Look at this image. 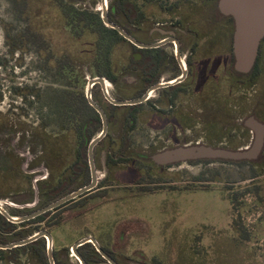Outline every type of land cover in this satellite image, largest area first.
<instances>
[{
	"label": "rangeland",
	"instance_id": "374dc122",
	"mask_svg": "<svg viewBox=\"0 0 264 264\" xmlns=\"http://www.w3.org/2000/svg\"><path fill=\"white\" fill-rule=\"evenodd\" d=\"M68 1L76 9L102 17V0ZM30 2L31 26L42 30L48 45L32 42V37L25 34L29 21L21 18L12 0H0V201L14 208L33 210L49 199L44 184L56 185L69 179L71 171L66 166L75 159L71 154L59 170H52L36 129L44 126L55 136L64 133L55 99L67 89L86 92L93 73L97 35L88 32L80 36L78 28H64L61 12L49 0ZM23 36L24 43L20 45ZM14 46L21 49L16 51ZM131 51L126 42L114 45L110 51L113 65L123 71ZM50 55L52 61L48 60ZM63 56H68L74 68L66 75L60 74L56 65V60ZM215 61L209 75L217 74L230 81L233 57L228 55ZM133 79L136 73L124 72L121 80L124 90L132 87L129 81ZM25 87L39 91L41 99L21 104L18 89ZM225 88L231 98L232 89L228 85ZM256 90L257 94L247 89L241 92L249 102L247 114L252 111L264 121V73ZM129 91L132 92H125L124 98L136 94ZM200 98V95L192 98L196 121L193 128L178 135L177 142L168 141L162 133L140 123L129 139V147L124 149V156H131L133 161L111 170L105 164L107 152L117 154L109 146L111 139L99 148L97 176L114 187L102 196H90L82 206L62 211L59 226L39 225L40 230L51 233L60 259L79 264L72 253L73 245L85 237H93L122 264H264V159L256 166L259 170L256 177L248 164L182 163L159 168L150 160L158 148H173L177 144L201 142L229 147L226 143L229 137L222 138L224 144L206 139L204 122L208 113ZM127 111L119 114L125 116ZM245 114L234 113L230 118L232 125L240 127ZM24 129L28 132L20 131ZM126 130L124 121V133ZM237 140L243 142L239 137ZM148 170L155 174L154 179L140 181L138 177ZM137 182H155L162 187L144 193ZM81 183L82 178L68 183L65 195L76 191ZM234 194H240L238 201L232 200ZM32 228L35 227L29 229ZM18 260L20 264H44L30 252H21ZM0 264H4L1 259Z\"/></svg>",
	"mask_w": 264,
	"mask_h": 264
},
{
	"label": "flooded vegetation",
	"instance_id": "af4514ba",
	"mask_svg": "<svg viewBox=\"0 0 264 264\" xmlns=\"http://www.w3.org/2000/svg\"><path fill=\"white\" fill-rule=\"evenodd\" d=\"M170 1L171 0H165L164 2H162V0H124V27L126 28L124 30L139 43L146 46L153 45L154 47H138L125 38L126 41L124 42L130 44L132 51L123 71L117 66L113 67L112 71L114 77L116 78L115 81L107 75H99L100 68H97L95 65L92 66L93 73L91 74L89 81L96 78H103L105 80L106 91L114 100L142 98L147 95L152 88H155L143 103L134 105L139 106L137 110L139 124H147L149 128H153L154 131L156 130L158 133H162L164 137H167L168 141L175 140L174 142L179 141L177 137L178 135H181L182 132L193 128V124L196 121L192 112V98L194 95H200L201 101L205 102L204 111L208 113V117L204 122L206 126V139L210 140V138L215 139L216 137H222L224 139L225 137H223V133L225 128L221 104L223 103L227 79H222L217 74L209 75V68H215L214 64L216 59L226 57L228 55L232 56L234 54V36L236 32L235 19L232 16L225 15L221 12L219 8V0ZM110 5L111 0L108 4L109 20L111 17ZM132 10L136 11V20L134 21L130 18ZM110 21L118 25L113 20ZM263 42L264 38L260 43L258 57L256 60L257 64L259 59L262 58V62L260 61V79L264 73ZM134 47L138 50L136 51ZM133 59L137 61L135 67L133 65ZM125 71L136 73L135 81L134 79L129 81V84L132 85L129 90H134L136 92V94L132 95L130 98H124V94L125 92L132 91H129L128 89L124 90V85L121 84V80L124 79ZM232 74L231 76L233 79L231 78L232 80H230L235 81L236 78ZM133 81L136 83H133ZM258 86L259 82L255 83L250 90H254L257 94L258 91L256 88ZM92 97L94 101L104 110L108 119V132L105 138L98 143L94 149L96 171L97 152L99 148H102L105 145V142L108 139H111L109 142V146H111L110 148L113 146L112 149L113 151L117 150V154L114 155L111 151L107 152L105 164L110 170L113 166L124 167V137L128 136L130 138L131 135L135 134L139 127L138 124L137 129L134 131L126 130L124 133L125 117L129 111V107L132 106H118L111 103L107 99L101 83H96L93 86ZM124 109L128 110L126 115H120L119 111ZM248 114L249 115L246 118L240 120L242 123L241 125L239 124L240 127L244 125L245 128L249 129L246 127L245 122L252 116L264 124V121H262L256 113L249 111ZM215 117L216 120H214ZM240 121L238 120V122ZM240 127L236 128L233 125L234 132H238ZM250 134L251 141L246 148H249L254 141V133L252 130H250ZM197 144L202 143L198 142ZM185 145H188V143ZM178 146L184 145L177 144L175 147ZM167 149L171 148L162 147L158 148L156 151L160 152ZM239 149L245 148L243 146ZM140 157L144 160L149 159L146 155H140ZM110 158H113L115 162H111ZM150 160L152 161L151 156ZM91 180L92 174L90 181L84 184H82V182L80 188L89 185ZM107 181V179L98 178L97 187L86 194H90L92 197H97V195L102 196L106 193L108 188L114 187L112 185H106L105 183ZM110 182H114V180H111ZM81 197H78L77 199ZM0 203L11 216L12 213L15 215L13 217H24L45 207H37L36 209L30 210L27 208H14L13 206L1 201ZM0 214L2 213L0 212ZM8 236L9 235L2 234L0 231L1 240H7ZM101 247L103 248L102 245Z\"/></svg>",
	"mask_w": 264,
	"mask_h": 264
},
{
	"label": "trees",
	"instance_id": "16d2710c",
	"mask_svg": "<svg viewBox=\"0 0 264 264\" xmlns=\"http://www.w3.org/2000/svg\"><path fill=\"white\" fill-rule=\"evenodd\" d=\"M50 3L56 5L59 12H61L60 22L61 25L68 29H76L80 30L79 35L83 36L84 34L90 32L92 34L97 35V39L95 41L93 50L95 51V56L93 57L94 65L99 69V75H107L113 81H115V77L113 75V65L110 59V51L114 45L118 42L126 41L123 36L119 34L117 30L108 28L102 21L101 17L98 14L91 13L88 10L84 9H76L74 5L68 0H49ZM14 5H16L18 12L21 18L28 20L29 24L25 28V34L27 36L32 37V42L38 43L40 45H48V42L45 40L43 32L40 28H33L34 25L31 26L30 20V9L31 2L30 0H12ZM132 15V16H131ZM130 18L132 21L136 20V11L132 10ZM110 20L116 22L120 27L126 29L124 27V17H125V8H124V0H111L110 5ZM118 18V19H117ZM25 36V37H27ZM19 38V37H18ZM23 40H20V43H24ZM22 45V44H20ZM16 46L18 47L17 43ZM15 49L16 51L21 48ZM264 46V42H263ZM21 47V46H20ZM46 47V46H45ZM14 49V50H15ZM137 51L138 49L134 47ZM102 51H104L102 53ZM104 55V56H103ZM234 63L235 57L232 55ZM264 59V58H263ZM49 61H52V55L48 57ZM260 61L262 62V58L257 62L254 70L247 75L240 74L234 69V65L232 67V72L235 77V81H228L226 85H228L232 90V96L229 98L230 93H224L223 103L221 104L222 117L224 121V128L226 126L227 129H224V137L225 139L229 137V141H227V145L229 147H224L228 149L237 150L243 147L249 140L251 139L250 130L245 128L242 125L238 132L233 133L234 128L231 123V117H233L234 113H237L239 110V114H245V118L249 115L247 114V105L248 101H245V94L241 92V90H250L255 83H260ZM134 67L137 64V61L133 59ZM57 70L60 74L66 75L70 72L74 71L73 64L68 56H63L56 60ZM247 79H243V78ZM240 78H242L240 80ZM225 90H227L225 88ZM240 93V94H239ZM235 95V97H234ZM18 97L21 100V104L28 103L30 99L40 100L41 93L35 91L34 88H19L18 89ZM55 110L58 114L61 123V131L64 133L59 136H55L49 132H47L46 127L39 126L36 130L39 131V137L41 138L44 146V153L50 161V166L52 170H59V166L64 165L65 159L72 154L75 156L74 161L71 164H67L71 171V175L68 180H60L58 184L52 185L51 183L44 184V188L46 190V195L49 199L43 204L46 206L65 195L66 187L68 183H75L78 179L82 178V184L89 182L91 178L90 167H89V159H88V147L90 142L100 134L102 130V120L98 112L90 106L88 100L86 98L85 92L80 91H72L70 89L63 90L59 93V95L55 99ZM138 107L132 106L129 107V111L125 117V123L128 131H134L137 129L139 124L138 120ZM216 120V117L214 118ZM216 124V122H215ZM27 133V129L20 130ZM242 132V133H241ZM241 133V134H240ZM242 139L243 142L237 140V138ZM129 137H124V149L126 150L129 147ZM210 140H213L210 138ZM215 140L222 143V137H216ZM230 143V144H228ZM131 156H124V164L130 163L133 161ZM264 159V149L260 156L256 160H241V161H232V160H212V159H201L195 161L186 162L188 164H196V163H204L211 164L213 162H221V163H232V164H248L253 169L254 177L259 174V170L256 169L258 163ZM111 162H115L113 158H110ZM156 167L159 168H171L175 165H180L182 163L170 164L167 166H158L153 163ZM57 172V171H56ZM145 175L143 177L139 176L138 179L150 180L154 179L155 174L151 171H145ZM136 185L140 187V190L144 193H153L156 190H159V187L155 184V182H137ZM155 185V186H152ZM258 190V188H256ZM240 194H234L232 200L238 201V196ZM90 194H86L85 196L70 201L65 205L57 208L54 211L48 212L37 218L30 220L28 222L22 224H14L9 222L2 214H0V231L4 235H9L7 240H1L0 242L3 244L11 243L14 241H19L26 239L37 232L41 231L39 225L46 224L47 228H53L55 226H59L61 224L60 215L62 211L69 207H77L82 206L86 203L87 199L90 197ZM41 206V207H43ZM12 216H15L12 213ZM51 219V220H49ZM31 226L35 227L29 229ZM3 236V235H2ZM103 249L112 256L116 261H118L111 251L108 249ZM21 252H30L33 256L39 258L44 264H48V258L46 253V240L41 238L31 244H28L23 247L14 248L11 250H0V259L4 264H20L18 258ZM79 252L84 258L86 264H109L101 254L97 251V249L91 244H85L79 248ZM54 256L57 264H73L70 260L66 261L60 259L56 251H54ZM78 261V260H77ZM119 262V261H118ZM79 263V262H77ZM120 263V262H119ZM122 264V263H120Z\"/></svg>",
	"mask_w": 264,
	"mask_h": 264
},
{
	"label": "water",
	"instance_id": "95a60500",
	"mask_svg": "<svg viewBox=\"0 0 264 264\" xmlns=\"http://www.w3.org/2000/svg\"><path fill=\"white\" fill-rule=\"evenodd\" d=\"M102 1L104 6L102 19L106 26L117 30L124 38L138 47H154L153 45L146 46L139 43L124 29L112 23L108 18L107 0ZM219 8L223 14L232 16L235 19L236 32L234 36V68L238 73L247 75L252 71L256 64L260 43L264 38V0H219ZM96 83H101L103 85L107 99L111 103L118 106H134L141 104L155 89L152 88L148 94L142 98L114 100L107 93L105 88V80L103 78L90 80L87 86L86 97L89 104L100 114L103 123V129L101 133L90 142L88 147L89 165L92 174L91 183L24 217L11 216L0 203V212L10 222L18 224L34 219L45 213L54 211L97 187L98 177L94 158V149L98 143H100L105 138L108 132V119L104 110L94 101L92 97V88ZM245 125L254 133V141L249 148L230 150L221 147H213L206 144L184 145L157 152L151 156L152 161L159 166H167L170 164L186 163L201 159H221L232 161L256 160L264 148V124L252 116L246 120ZM40 238H45L47 240V255L50 264H56L54 257V241L52 235L48 231L37 232L26 239L10 244L0 243V250H11L14 248L23 247L39 240ZM88 243L93 244L97 251L109 264H120L107 252H105L99 242L93 237H85L76 242L72 247V253L79 260L80 264H86V262L81 256L79 248Z\"/></svg>",
	"mask_w": 264,
	"mask_h": 264
}]
</instances>
